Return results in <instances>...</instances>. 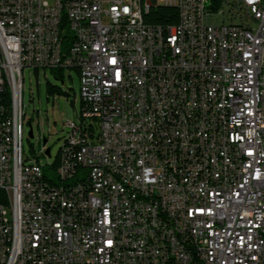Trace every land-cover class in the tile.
<instances>
[{
	"label": "built area",
	"instance_id": "obj_1",
	"mask_svg": "<svg viewBox=\"0 0 264 264\" xmlns=\"http://www.w3.org/2000/svg\"><path fill=\"white\" fill-rule=\"evenodd\" d=\"M176 5L0 0V264H264V0ZM24 68L78 70L57 167L29 121L23 150Z\"/></svg>",
	"mask_w": 264,
	"mask_h": 264
},
{
	"label": "rangeland",
	"instance_id": "obj_2",
	"mask_svg": "<svg viewBox=\"0 0 264 264\" xmlns=\"http://www.w3.org/2000/svg\"><path fill=\"white\" fill-rule=\"evenodd\" d=\"M46 82L56 84L64 94L47 95L45 92ZM79 81L77 75L67 71L62 81L53 77L47 69L40 70L35 75L32 68H24L21 101L24 112L23 150L30 153V146L35 150L40 149L42 142L38 143L35 136L27 137L30 122L34 135L38 133L44 136L47 141L43 149L49 148V156H35V159L43 165L45 162L53 161L64 138L62 122L69 118L77 122V115L80 110V97L78 93Z\"/></svg>",
	"mask_w": 264,
	"mask_h": 264
},
{
	"label": "trees",
	"instance_id": "obj_3",
	"mask_svg": "<svg viewBox=\"0 0 264 264\" xmlns=\"http://www.w3.org/2000/svg\"><path fill=\"white\" fill-rule=\"evenodd\" d=\"M144 21L150 24H161V25L174 24L177 21V12L174 7L158 5V6L152 7L148 11V13L144 15ZM62 27L64 28V32L62 34V48L66 50L68 45H70L73 36H72L71 31L68 30L65 20H63L62 22ZM50 71L52 72L54 78L62 81V70L61 69L50 70ZM71 71H73L78 77L77 68H72ZM34 73H36V71H34ZM45 92L47 95H54V94L68 95L67 93L62 92L58 85L51 84L49 82H46ZM2 103L6 105V98L2 99ZM82 107H83V102L80 100V108ZM7 114L8 113H1V117L4 118ZM88 125H89V131L92 132V126H91L92 124L89 123ZM59 156H60V149L58 150L53 161L49 162L50 167H57ZM43 179L48 180L51 184H54V177L51 176V174H44ZM0 204H3V205L7 204L6 194L2 190H0Z\"/></svg>",
	"mask_w": 264,
	"mask_h": 264
},
{
	"label": "bare ground",
	"instance_id": "obj_4",
	"mask_svg": "<svg viewBox=\"0 0 264 264\" xmlns=\"http://www.w3.org/2000/svg\"><path fill=\"white\" fill-rule=\"evenodd\" d=\"M158 5L175 7V0H158ZM176 12V22H182V16L185 15L184 5H176ZM3 82L12 83V75H3ZM1 123H9V113L4 118L1 117ZM47 156L49 155L47 154ZM35 165L36 169H44V164L41 165L37 159H35ZM47 165H49V163H47ZM43 176L44 174H42V183L51 184L48 180H44ZM169 255H176V244H169Z\"/></svg>",
	"mask_w": 264,
	"mask_h": 264
},
{
	"label": "water",
	"instance_id": "obj_5",
	"mask_svg": "<svg viewBox=\"0 0 264 264\" xmlns=\"http://www.w3.org/2000/svg\"><path fill=\"white\" fill-rule=\"evenodd\" d=\"M31 136H32V131H31V127L29 126L27 131V137H31ZM43 141H45V139ZM46 153L49 155V149H46Z\"/></svg>",
	"mask_w": 264,
	"mask_h": 264
}]
</instances>
